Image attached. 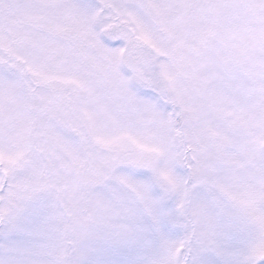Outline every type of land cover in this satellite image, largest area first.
Instances as JSON below:
<instances>
[{
  "label": "snow or ice",
  "instance_id": "6c2138e0",
  "mask_svg": "<svg viewBox=\"0 0 264 264\" xmlns=\"http://www.w3.org/2000/svg\"><path fill=\"white\" fill-rule=\"evenodd\" d=\"M0 264H264V0H0Z\"/></svg>",
  "mask_w": 264,
  "mask_h": 264
}]
</instances>
